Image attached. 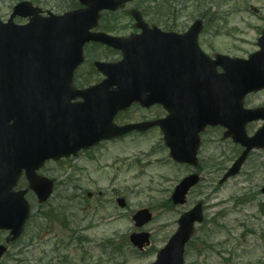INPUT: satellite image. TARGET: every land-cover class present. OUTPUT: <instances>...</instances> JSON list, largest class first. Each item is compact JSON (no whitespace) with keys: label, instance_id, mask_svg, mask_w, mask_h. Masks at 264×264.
<instances>
[{"label":"rangeland","instance_id":"rangeland-1","mask_svg":"<svg viewBox=\"0 0 264 264\" xmlns=\"http://www.w3.org/2000/svg\"><path fill=\"white\" fill-rule=\"evenodd\" d=\"M22 1L32 2L43 11L45 16L48 13L62 15L73 9L71 0H0V19L6 22L14 6ZM155 1H161L164 4L166 0H154L151 7H154ZM176 1V3H170L169 7L175 15L168 17L195 21L201 19L199 16L203 12H207L214 18V21L207 26L209 31H205L202 35L201 46L206 53L210 55L220 53L245 59L259 50L257 41L264 29V0ZM196 1L201 3L198 8ZM138 4L139 2L136 7ZM134 6H125L121 13L131 11ZM141 10L144 13L148 11L144 6ZM158 10L163 14H169L166 7H160ZM124 18L129 20L130 17ZM153 18L149 16L147 19ZM15 22L25 24L27 20L16 18ZM206 34L207 41L204 44ZM261 106H264V92L250 96L246 102L247 108ZM262 124L261 121H256L248 133L252 135L261 128ZM207 139L208 143L204 146L201 157L209 163V169L219 171L220 176L198 187L190 195L185 206L174 207L170 198L179 180L186 175V171L175 167L168 154L164 152L156 153V155L148 154V146L156 139L146 138L141 141L128 137L115 144L104 145L103 152L99 153L103 157L101 167L106 162L114 164L115 161L129 158L128 165L125 164L127 166L118 165L124 170L121 175L116 177V169L102 170L101 164L89 163L84 158L80 160L82 162L69 161L61 166V170H56V173H48L51 174L49 178L58 180L49 205L40 208L36 198L31 193L28 195L32 212L40 216L48 207L63 208V210L64 207L69 208L72 204L64 202L63 198L73 195V187L65 186V184L70 182L68 180L75 178V170L81 166L84 170L80 173L83 179L82 186L96 195L95 198H102L106 203V200L109 201L113 197V191L118 190L127 200L126 209H120L115 200H111L109 204L106 203L107 206L104 209H96L100 212L97 217L79 212V217L75 218L77 226L82 228L83 234L94 241V245H88V248H91V261L83 264H153L157 252L176 233L180 217L198 202L206 206L205 222L196 227L193 242L186 250L185 264H264V212L261 211V205L264 207V196L259 192L264 185V151L254 153L238 177L219 186V179L224 173L222 170L232 165L230 160L233 159L234 154L237 155V149L236 146L226 143L222 134L211 132ZM145 151L146 154H142ZM114 178L118 181L111 184L109 181ZM209 178L213 179L211 176ZM26 187L27 185L22 184V188ZM100 191L105 193H102V197H99ZM251 194L255 195L253 202L240 204L241 200H245L246 196ZM96 206H98L97 199ZM141 209H149L153 214V221L144 229L137 228L132 220V216ZM77 226L72 224L73 229ZM88 226L91 229H87ZM52 227L57 234L61 233L58 224ZM142 231L151 234L152 245L145 252L139 253L129 245V237ZM209 232L210 234L213 232L210 238H208ZM46 239H49L48 236L43 238L41 244L46 242ZM104 239L112 240L115 249L123 245V250L116 256L101 254L99 245ZM206 240L207 245H203ZM79 249L77 247L70 249L69 259L73 264H82L79 263L82 257ZM111 249L109 253L112 252ZM31 250L26 256H21L19 247L15 249L11 247L2 264H18L20 260H29L32 264H38V259L44 257V249L39 247ZM47 250H51V247ZM63 264L66 263L63 262Z\"/></svg>","mask_w":264,"mask_h":264},{"label":"water","instance_id":"water-1","mask_svg":"<svg viewBox=\"0 0 264 264\" xmlns=\"http://www.w3.org/2000/svg\"><path fill=\"white\" fill-rule=\"evenodd\" d=\"M128 1L131 0H80L86 6L85 9L72 11L62 16L49 14L48 17H42L40 15L41 10L34 8L31 3L23 2L15 7L14 14L8 23L5 24L0 21V109L1 114L15 115L17 123L16 137L12 141L13 148H16L17 161L15 169L13 167L11 172V185L18 179L22 169L38 168L44 159L56 157L57 155V157L69 156L82 147H89L102 140L123 135L133 129L142 127L127 126L114 129L111 125L112 117L108 120L104 117L99 122L93 111H90L87 105H82L80 108L77 107L78 109L74 114L72 113V117L74 115L73 118H75L73 123L77 128L83 119L81 131L66 133L63 129H57L56 132H53L48 125L52 123V120L47 118L43 111L45 107H49L52 103H59L62 100L60 95L63 96V99L69 100L71 98H67L63 93L70 89L73 72L83 60V46L85 43L93 40L125 50L129 43L137 42L140 39L135 37L130 41H124L106 34L90 33V30L97 26L102 10L115 11L121 4ZM17 15L31 17L30 23L26 26L14 24L13 20ZM135 18L142 20L140 14H135ZM199 31L200 23L198 22L188 33L189 39L172 37L175 46L176 43L180 45L181 42L189 44L192 38L194 40L193 44H195L191 52L188 50L186 57H184L186 66L182 63L177 64V75L190 73L191 64L194 63L195 58L204 60L195 42V37ZM259 46L261 51L251 56L249 60H231L227 57H220V59L224 58L220 62L226 70L224 75L219 76L212 72L203 74L205 83L218 85L227 82L234 86V90L237 89L240 92V94L236 93L235 101L231 105L237 107L244 123L260 118L264 119V109L256 111H245L243 109L244 96L252 91L264 88V33L259 41ZM176 48L178 49L177 46ZM174 58L172 57L171 60ZM47 59L60 68L58 72L49 71L50 75L47 81L55 79V83H57L58 78H61V82L66 84L65 87L59 89L53 86L46 87L47 81L44 77L47 74L45 70ZM159 59L164 62L168 58L160 55ZM123 64L124 62L118 65L97 64L99 70L109 75L110 80L106 82L107 84L118 82V89L112 91L105 89L110 93L106 97L111 101V105H108L115 112L139 100L136 86L137 79L132 76V74L137 75V70L131 67L126 69ZM111 76L114 77L111 78ZM103 86L95 89H103ZM93 90L81 93L86 99H93L94 97L91 94L95 92ZM164 103L168 108V103ZM226 108L227 105L222 103L215 105L210 110L208 118L210 119L215 117L217 113L226 111ZM189 113L199 115L192 111H189ZM207 122L211 123L212 121L205 119V124ZM241 143L247 146L248 149L226 175L225 180L239 173L251 149L264 148V128L255 138L250 140L244 138ZM28 175L32 190L42 202L46 201L52 194V183L37 178L34 171H31ZM197 182V177L185 179L176 188L172 197L174 203L184 204L190 189ZM2 186L3 183L0 182V187ZM24 196L25 192L13 195L14 205L10 209L5 207L6 199H0V229L9 230L14 238L21 235L29 213ZM119 202L122 207L125 206L124 200ZM133 219L137 227H143L152 220V215L148 210H142ZM202 221L201 206H197L191 212L185 214L179 221L180 228L178 232L170 240L167 247L159 253L158 260L154 264H183L184 246L193 234L194 223ZM131 242L135 247L143 250L146 245L150 244V235L147 233L133 234ZM5 252L6 249L0 246V259Z\"/></svg>","mask_w":264,"mask_h":264},{"label":"flooded vegetation","instance_id":"flooded-vegetation-1","mask_svg":"<svg viewBox=\"0 0 264 264\" xmlns=\"http://www.w3.org/2000/svg\"><path fill=\"white\" fill-rule=\"evenodd\" d=\"M158 2L160 1H157L156 4ZM157 5L159 9L161 5L159 3ZM158 9H156L157 14H155V18L145 19V23L150 28L156 27L160 29L161 31L167 32V33L185 34L189 31L190 27L195 22L192 20H180V19H176L172 17H166L165 14H163ZM206 22L207 20H204L203 31L200 35V42L202 41V35H204L206 31V27H207ZM104 25L105 26H112V25L118 26L120 30L119 35L124 36V37H128V36L135 35V34H141L142 32V30L138 28L137 23L134 19L105 20ZM102 30H105V29L103 27L101 29H98V31H102ZM206 38H207V34L204 39V44H206V41H207ZM89 47L92 52L93 67L87 62L84 64V66H82L84 68L78 70V72L76 73L75 79H74L75 85L78 88L96 86L105 79L104 76L94 67V63L96 61H106L109 63H115L122 59V53L119 51L113 50L111 48L104 47L100 44H91L89 45ZM165 117H166V112L158 104L157 105L153 104L150 107H143L141 104L135 103L129 109L119 112L116 115L115 123L118 126H125L129 124L130 125L142 124L145 126L141 130L129 133L122 139H125L128 137H133V138L137 137L139 139H146V138H151V139L159 138L160 139L161 137H163V132L161 128L158 126H153L151 125V123L160 121L161 119ZM216 131L220 132V134L224 136V130L222 128H207L203 133H201L200 155L202 154L204 146H206L208 143L207 136L210 134V132L216 133ZM117 141L119 140L105 142V143L100 144L98 147L92 148L88 151L81 152L76 157V160L80 161L81 159L84 158L89 163H92L95 165L97 163L101 164V160L103 157H102V154H99V153L103 152L102 148L104 147V145L109 144L111 142H117ZM155 144L156 143H154L153 145ZM162 149L163 151H166V152L169 151L165 147V145ZM49 163L56 164L55 162H52V161L48 162L47 164ZM183 167L187 170L186 176L197 173L201 176V181L208 179V177L210 176L209 164L207 161H204L202 157H200L199 165L196 169H193L189 166H183ZM102 169H111V167H105V168L103 167ZM121 170L122 168H119L116 170V176ZM83 171H84L83 168L81 166H78L77 169L75 170L76 172L75 178H73L70 181L71 185L75 187V190H77V194H76L77 199H81L85 192L84 188L82 187L83 179L80 177V173H82ZM211 175L213 174L211 173ZM114 182H117V178L114 179ZM115 195H116V198L118 199L119 192H115ZM88 196L90 199L94 198L91 193H88ZM100 196H102V193H100ZM91 208H93L92 205L85 206L84 211H87L88 213H91L93 215L95 214V211L92 210Z\"/></svg>","mask_w":264,"mask_h":264},{"label":"trees","instance_id":"trees-1","mask_svg":"<svg viewBox=\"0 0 264 264\" xmlns=\"http://www.w3.org/2000/svg\"><path fill=\"white\" fill-rule=\"evenodd\" d=\"M197 2H200V1H197ZM71 5L72 6H74L75 8H77L78 7V4L73 0V1H71ZM149 5V4H148ZM125 15V14H124ZM124 15H119V14H116V15H113V17L114 18H124L125 16ZM128 16H129V14H128ZM107 17H109V16H107Z\"/></svg>","mask_w":264,"mask_h":264}]
</instances>
